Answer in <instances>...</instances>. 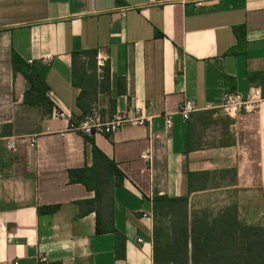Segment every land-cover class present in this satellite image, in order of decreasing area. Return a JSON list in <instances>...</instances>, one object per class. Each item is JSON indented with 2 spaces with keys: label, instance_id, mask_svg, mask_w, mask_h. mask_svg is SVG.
I'll use <instances>...</instances> for the list:
<instances>
[{
  "label": "crops",
  "instance_id": "1",
  "mask_svg": "<svg viewBox=\"0 0 264 264\" xmlns=\"http://www.w3.org/2000/svg\"><path fill=\"white\" fill-rule=\"evenodd\" d=\"M87 50L96 62L81 53L74 67ZM15 52L48 67L50 103H25ZM74 70L93 79L87 113L139 108L150 122L73 130L87 114ZM257 88L264 96V0H0V264H155L157 196L187 195L190 211L234 206L240 223L264 227V99L217 117L225 92ZM186 100L197 110L185 121ZM84 167L92 188L70 181Z\"/></svg>",
  "mask_w": 264,
  "mask_h": 264
},
{
  "label": "trees",
  "instance_id": "2",
  "mask_svg": "<svg viewBox=\"0 0 264 264\" xmlns=\"http://www.w3.org/2000/svg\"><path fill=\"white\" fill-rule=\"evenodd\" d=\"M87 62H96L97 51L74 52L76 60L81 62L80 54ZM13 68L21 72L29 83L25 94V103L48 104V67L39 62L29 63L20 54H13ZM110 69L107 68L103 86H108ZM74 83L82 87L78 104L87 113L90 108L84 104L92 76L85 70H74ZM83 118V117H82ZM94 160L97 163L105 157L104 153L93 147ZM93 168L84 167L69 171L70 181L82 182L92 188ZM117 183L123 175L116 168ZM58 205L40 206V212H54ZM154 259L155 264H264V227L244 225L238 219L237 208L228 206L215 211L208 209L190 211L188 196H157L154 199Z\"/></svg>",
  "mask_w": 264,
  "mask_h": 264
},
{
  "label": "built area",
  "instance_id": "3",
  "mask_svg": "<svg viewBox=\"0 0 264 264\" xmlns=\"http://www.w3.org/2000/svg\"><path fill=\"white\" fill-rule=\"evenodd\" d=\"M190 1V0H186ZM264 99V96L261 93L260 89L251 90L247 95H242L238 92H225L223 96V103L220 105L224 111L228 114H234L240 111L252 112ZM197 110L194 102L184 101L179 112L181 113L183 119L186 121L190 118L191 114ZM137 115L130 116L129 114H116L110 119H104L101 113L98 110H93L90 113H87L81 118L78 122H73L71 128L83 135L94 136L97 134H106L110 135L117 132L127 123H136L139 125H147L150 122V118L145 115L140 114V109L137 108ZM57 115L64 116L65 112H57ZM172 125V114L166 115V127L170 128ZM19 137H11L7 143V149L12 150L15 148V145ZM37 139L32 137L30 144L35 146ZM143 159H150V153L145 152L142 154ZM141 241V239H139ZM40 263H47L46 256H40ZM18 264L17 261L14 262Z\"/></svg>",
  "mask_w": 264,
  "mask_h": 264
},
{
  "label": "rangeland",
  "instance_id": "4",
  "mask_svg": "<svg viewBox=\"0 0 264 264\" xmlns=\"http://www.w3.org/2000/svg\"><path fill=\"white\" fill-rule=\"evenodd\" d=\"M218 114L217 117L220 118V116H226L228 115V113L226 111H224L222 108L218 109Z\"/></svg>",
  "mask_w": 264,
  "mask_h": 264
}]
</instances>
